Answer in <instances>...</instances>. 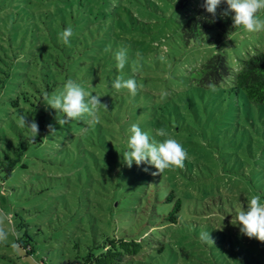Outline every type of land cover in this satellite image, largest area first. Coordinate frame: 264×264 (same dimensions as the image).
I'll use <instances>...</instances> for the list:
<instances>
[{
	"label": "rangeland",
	"instance_id": "1",
	"mask_svg": "<svg viewBox=\"0 0 264 264\" xmlns=\"http://www.w3.org/2000/svg\"><path fill=\"white\" fill-rule=\"evenodd\" d=\"M200 4L201 0H57L53 12L68 22L73 34L91 44H119L131 60H146L139 61L132 74L147 109L125 124L120 142L127 146L128 130L135 122L144 123L147 131L169 128L174 133H153L151 138L175 139L187 158L166 182L151 174L157 171L154 166H138H149L141 176L130 172L135 162L129 168L117 164L109 151H87V135L65 148H33L24 161L28 167L12 176L0 170V229L6 233L0 241V264H59L84 254L88 244L106 235L143 240V251L123 264H264V243L242 235L231 223L242 206L247 210V198L258 195L264 204V104L236 91L231 78L215 84L213 91L212 85L201 82L200 74L201 65L219 52L238 71L244 59L264 51V31L237 29L222 39L213 31V41L200 36L187 43L183 29ZM1 7L10 10L13 5ZM20 12L24 26L41 22L40 10L31 9L33 19L27 8ZM258 16L264 19V10ZM20 20L14 25L19 27ZM6 24L12 26L9 20L3 23L5 31ZM141 90L153 94L142 97ZM158 111L165 112L160 123L149 122ZM118 169L122 170L115 173ZM168 183L184 201L178 223L162 219V194H168ZM157 192L159 201L151 196ZM201 232L210 233L215 244L203 243ZM19 237L33 243V255L19 254Z\"/></svg>",
	"mask_w": 264,
	"mask_h": 264
},
{
	"label": "trees",
	"instance_id": "2",
	"mask_svg": "<svg viewBox=\"0 0 264 264\" xmlns=\"http://www.w3.org/2000/svg\"><path fill=\"white\" fill-rule=\"evenodd\" d=\"M186 2L187 0H181V4ZM204 2L205 0H201L197 14L190 17L184 26L187 43H191L193 39L197 41L200 36H207L213 41V31H217L218 39H222L237 30L232 28L233 21L230 17L221 18L219 15L227 7L226 3L218 9L215 22H211V14L202 7ZM8 4L13 5L10 10L8 7H1ZM56 5L57 0H0V170H5L7 176H12L16 170L29 166V163L24 161L29 158L33 148H47L50 144L65 148L73 139L80 138V141L76 142H83L86 135L89 138L86 139L88 145L84 149L93 154L109 151L110 157L117 164H121V154L127 150V146L120 142L118 135L126 132L125 124L135 120L140 114L144 115L147 109L138 95L140 89L136 97L131 98L127 90L117 92L111 87L117 76L124 79L136 78V75L132 74L133 67L139 66V61L145 63L146 60H131L128 57V62L121 71L116 68L114 59L119 44L117 48L109 46L107 42L91 44L73 34L70 44L64 45L58 40V36L69 25L66 20L64 22L63 19L57 18V14L53 12ZM23 8L28 9V17L31 19V9L40 10L41 22L34 19L36 22L32 27L24 26V20H20V11ZM104 8L101 7L103 10ZM8 20L14 27L7 23L5 31L3 23ZM15 20H20L19 27L14 25ZM200 74L201 82L208 86L229 82L231 78L236 91L243 93L254 103L264 104V51L244 59L238 71L233 70L224 53H215L201 65ZM69 79L80 84L86 92L101 96L100 101L107 108L103 105L98 107L99 123L89 125L85 122L86 117L85 120L72 121L61 127L56 120V111L45 106L41 98L43 93L62 90ZM141 94L142 97L145 94L148 98L153 93L142 91ZM22 115L29 123L32 120L38 123L39 134L34 142L29 141L30 133L27 128L20 127ZM164 115V111H158L149 122L159 124ZM134 124L147 132L150 139L151 135L159 130L154 128L147 131L144 123ZM48 125H53L56 129L54 134L49 133ZM164 130L167 136L174 133L173 129ZM165 139L168 138H154L157 142H163ZM107 158L109 157L106 155ZM149 166H136L130 169V172H137L142 176ZM121 170L118 169L115 173H120ZM175 170L176 168L166 169L160 176L167 182L169 174ZM168 184V194H162L165 203L160 210L162 219L178 223L184 201L178 190ZM158 195L161 194L157 192L151 196L159 201L161 198ZM27 235L29 234L25 232L24 237ZM24 237L17 238L16 246L21 249L19 254L33 255L35 247ZM144 247L143 240L139 238L106 235L101 242L88 244L84 254H77L59 264H123L127 257L138 256Z\"/></svg>",
	"mask_w": 264,
	"mask_h": 264
},
{
	"label": "clouds",
	"instance_id": "3",
	"mask_svg": "<svg viewBox=\"0 0 264 264\" xmlns=\"http://www.w3.org/2000/svg\"><path fill=\"white\" fill-rule=\"evenodd\" d=\"M227 5L219 13L221 18L230 17L233 21L232 28L242 29L248 33L264 31V19H260L258 13L264 10V0H205L202 7L207 13L211 14V22H215L218 9L222 4ZM229 33V38H230ZM73 35L71 26L64 29L58 36V40L64 45L70 44V38ZM108 51V49H106ZM139 55V53H137ZM116 68L123 70L128 62L127 49L120 48L114 53ZM111 87L120 92L127 90L131 96H135L138 92L136 79H124L122 76H117L112 82ZM215 90V86H210ZM99 95H93L84 90V88L69 79L60 91L52 93L45 92L42 95L43 103L46 107L54 109L57 113V123L64 127L72 121H81L89 125L99 123L98 107L103 105ZM20 127L27 128L30 133L29 141L34 142L39 134V126L35 120L29 123L25 116L20 117ZM49 133L52 135L56 132L53 125H48ZM130 136L127 142V150L121 154L122 162L131 168L133 163L137 166L147 164L154 166L157 171L152 172L153 176L161 175L166 169L183 168L184 161L187 158V153L182 145L175 139L168 138L163 142H157L150 139L147 132L137 124H132L128 130ZM156 135L164 137L167 132L164 129H159ZM147 171V168L145 169ZM232 225L238 226L242 235L248 238H255L264 243V204L260 202V196H252L247 198V210H239L231 220ZM6 239V233L0 229V241ZM199 239L206 244H215V241L208 232H201Z\"/></svg>",
	"mask_w": 264,
	"mask_h": 264
}]
</instances>
